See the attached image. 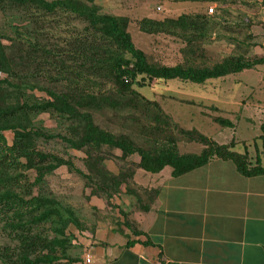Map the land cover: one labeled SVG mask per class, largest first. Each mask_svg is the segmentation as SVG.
Segmentation results:
<instances>
[{
    "label": "rangeland",
    "instance_id": "374dc122",
    "mask_svg": "<svg viewBox=\"0 0 264 264\" xmlns=\"http://www.w3.org/2000/svg\"><path fill=\"white\" fill-rule=\"evenodd\" d=\"M78 1L95 8L98 15L125 19L132 48L143 55L147 65L155 68L211 69L228 58H239L244 62L264 56V0ZM2 4L0 43L7 54L17 42L22 44L23 41L35 40L42 45L57 43L60 46V40L80 34L86 26L82 19H76L63 8L54 9L52 13L38 8H21L10 2ZM209 8L213 10L211 14L207 13ZM180 17L187 19L182 27L175 25ZM143 19L172 23H164L154 32H144L138 26ZM123 59L131 60L128 54H123ZM262 68L255 66L201 83L178 79L145 80L142 87L132 85L130 90L142 99L152 101L155 111L159 109L168 117L169 127L159 142L166 145V137L172 138L179 154L197 155L203 149L194 135L191 137L194 140H190V136L184 134L193 130L217 144L238 143L235 151H240L242 140L247 139V164H255V158L264 164V147L258 137L259 126L264 124ZM32 72V69H23L15 79L0 73L1 85L10 91L11 84H16L29 98L47 99L40 89L50 87L48 78H40ZM95 82L96 90L104 92L110 100H116L117 90L111 80L96 79ZM10 98L13 100L14 97ZM148 108L151 114L153 110ZM93 115V122L100 130L115 136L123 133L139 147L151 146L150 138L142 135L140 130L137 133L136 122L127 118L128 115L137 116V110L106 107ZM216 119L229 122L230 126H223ZM122 122L128 129L122 128ZM141 122L147 125V122ZM31 124L33 150L47 158L39 166L50 164L53 169L37 183H34L37 176L34 168L19 169L17 172L22 177L18 182L29 186L30 197L52 202L59 216L39 224L37 230L48 238L57 234L54 229L61 230V235L56 237L62 243L64 258L72 260L70 264H91L90 256L89 263L85 262V256L92 245L96 222L100 221L114 231L121 232L122 227L132 231L134 223L129 219L130 213L143 212L151 207L152 190L143 187L147 172L137 168L139 158L136 154L121 158L120 151L115 148L90 149L94 157L100 158V166L105 171L114 179L120 176L123 180L115 191L106 190L108 197L105 198L104 184L109 186L111 183L97 175L93 163L87 161L86 147L75 151L66 143V124L47 113L31 117ZM1 134L6 145L10 146L12 133L3 131ZM253 142L256 149L252 147ZM14 191L24 200L29 198L19 188ZM67 220L68 223L62 224ZM8 232L0 223V254L3 248L13 250L15 243L10 241ZM56 254L59 255L60 250ZM2 259L0 257V264H3Z\"/></svg>",
    "mask_w": 264,
    "mask_h": 264
},
{
    "label": "trees",
    "instance_id": "16d2710c",
    "mask_svg": "<svg viewBox=\"0 0 264 264\" xmlns=\"http://www.w3.org/2000/svg\"><path fill=\"white\" fill-rule=\"evenodd\" d=\"M7 2L21 8H38L43 12L52 13L54 9L63 8L76 19H82L86 26L80 34L60 40V46H57V43L42 45L35 40L23 41L22 44L17 42L7 54L5 47L0 43L1 74L15 79L23 69H32L36 76L48 78L50 86L40 89L47 99H33L21 92L22 88L16 84H11L12 90H4L0 81V223L9 230L10 241L15 243L11 251L8 248L2 249L0 257L3 258V264L73 262L64 258L62 243L56 237L57 234L61 235V230L54 229L57 234L51 238L37 230L39 224L46 223L52 217L59 218L53 203L39 197H30L29 186L20 185L18 182L22 177V174L17 172L19 169L34 168L37 171L34 183L41 181L42 177L53 169L50 164L40 167L39 164L47 158L33 150V138L30 135L31 117L39 113L55 115L60 123L66 124L64 135L67 136L65 141L70 148L75 151L87 148L84 150L87 161L93 163L97 175L111 183L109 186L104 184V192L115 191L123 180L120 176L114 179L112 174L100 166V158L91 154L90 149L98 150L103 146L119 150L121 158L136 154L139 158L137 168L150 174H156L168 167L171 169V175H179L205 164L212 157L231 160L237 171L245 176L264 174V164L249 166L245 153L241 155L231 152V144L218 145L193 130L184 131V134L190 136V140H194L191 138L194 135L195 140L203 145L197 155L179 154L170 137H166V145L159 142L162 141V136H165L164 130L169 127L168 117L159 109L155 111L156 106L152 102L142 99L130 90L132 85L142 87L145 80L151 79H178L201 83L206 79L222 77L260 65L264 62V56L244 62H240L239 58H228L211 69H182L178 66L155 68L147 65L143 55L132 48L126 31L127 21L123 18L98 15L95 8L78 0H0V6ZM186 20L180 17L175 25L182 27ZM164 23L172 22L143 19L138 26L141 31L154 32ZM123 54L130 55L131 60L123 59ZM123 78H126L127 82H124ZM96 79L111 80L117 90L116 100H110L104 92L96 90ZM12 96L13 100L10 98ZM106 107L137 110V116L128 115L127 118L136 122L137 133L140 130L142 135L150 138L151 146L139 147L123 133L115 136L100 130L93 122V114ZM148 107L153 110L151 114ZM141 120L147 122V125ZM215 121L223 126H230L229 122L219 119ZM120 125L128 129L125 122ZM259 129V139L264 147V124H261ZM3 131L12 133L10 146L5 143L1 134ZM145 141H148L146 137ZM16 188L29 198L24 200L19 194H15ZM143 192L146 193L144 190ZM105 194L107 198L108 193ZM68 221H62V224L65 225ZM57 250H60L59 255L56 254Z\"/></svg>",
    "mask_w": 264,
    "mask_h": 264
},
{
    "label": "crops",
    "instance_id": "0c3cea01",
    "mask_svg": "<svg viewBox=\"0 0 264 264\" xmlns=\"http://www.w3.org/2000/svg\"><path fill=\"white\" fill-rule=\"evenodd\" d=\"M242 141L230 151L247 155ZM144 181L151 207L130 213L132 231L96 222L91 264H264V174L245 176L231 160L212 157L175 176L167 167L145 173Z\"/></svg>",
    "mask_w": 264,
    "mask_h": 264
},
{
    "label": "built area",
    "instance_id": "2783aa9c",
    "mask_svg": "<svg viewBox=\"0 0 264 264\" xmlns=\"http://www.w3.org/2000/svg\"><path fill=\"white\" fill-rule=\"evenodd\" d=\"M212 11H213V10H212L211 8H209V9L207 10V13H208V14H211ZM123 81H124V82H127V79H126V78H123ZM85 262H86V263H89V255H86V256H85Z\"/></svg>",
    "mask_w": 264,
    "mask_h": 264
}]
</instances>
